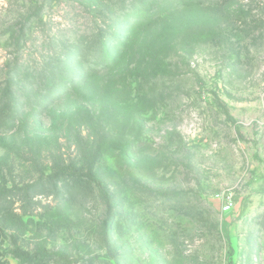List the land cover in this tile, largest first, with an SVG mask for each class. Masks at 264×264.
Listing matches in <instances>:
<instances>
[{
	"label": "rangeland",
	"instance_id": "obj_1",
	"mask_svg": "<svg viewBox=\"0 0 264 264\" xmlns=\"http://www.w3.org/2000/svg\"><path fill=\"white\" fill-rule=\"evenodd\" d=\"M181 1L0 0L8 264H264V0Z\"/></svg>",
	"mask_w": 264,
	"mask_h": 264
},
{
	"label": "trees",
	"instance_id": "obj_2",
	"mask_svg": "<svg viewBox=\"0 0 264 264\" xmlns=\"http://www.w3.org/2000/svg\"><path fill=\"white\" fill-rule=\"evenodd\" d=\"M137 2L140 3V5L135 7V14L140 19V22H138V24H143L141 20L146 21L147 19L152 17L157 8H159L158 9L159 12L164 11V10L167 11L172 8H177V7L182 6L183 1L181 0L179 1H176V0H162V1L160 0H137ZM149 12L150 14L146 15ZM101 38H103V40L105 41L108 40L107 34ZM100 44L102 45V47L104 46L106 48L104 43H100ZM94 52L95 51L93 50L92 53ZM118 57L120 56H117L114 60L108 62V59H109V56H108L106 59L101 58L98 61L90 63V69L92 70L91 73L97 72L96 71L97 68L95 67L96 65L106 63V65L109 66L110 64L115 63ZM116 85L117 83H114V85L112 86L109 96L112 97V95L121 94V90L118 88V85L117 86ZM48 91H51V89H49ZM11 115L12 114L9 115L6 113L4 116L0 118L6 123V121L10 120ZM102 153H103V149L100 145L95 146V148L89 147L84 163L82 165L84 166L88 164L87 166L88 175L93 177L94 181L99 186V190L102 193V197L105 199L106 204L108 205L109 211L111 212L112 197H113L112 193H110V190L108 186L106 185V183H104V181L101 180V178L99 177L98 170H94L96 162L99 161ZM82 169L83 168L78 169V170H82ZM68 172H69L68 166H63V165L61 166L58 162L56 163V166H54V170L52 171V173H50L48 176L53 178L55 180L54 181L55 184L57 185L59 176L65 177ZM13 189L14 187H9L8 184L6 183L0 184V238L4 235V232L6 229L19 228V227L24 226V224H26V222L23 219L22 214L15 211L14 209V204L17 199L13 198V195H11L12 192L14 191ZM23 212L24 214H26L25 210ZM13 254H14V257L19 258L23 262L34 263L37 260V257H36L37 255L35 253H31L30 251L25 250L20 246H16V248L13 251ZM3 256H4V253L1 251V244H0V264H8V262L4 259ZM48 257L49 259L55 260L56 264H70V259L62 252H56L52 255H48Z\"/></svg>",
	"mask_w": 264,
	"mask_h": 264
},
{
	"label": "built area",
	"instance_id": "obj_3",
	"mask_svg": "<svg viewBox=\"0 0 264 264\" xmlns=\"http://www.w3.org/2000/svg\"><path fill=\"white\" fill-rule=\"evenodd\" d=\"M224 208H225V209H229V208H230V204H229V203L226 204Z\"/></svg>",
	"mask_w": 264,
	"mask_h": 264
}]
</instances>
